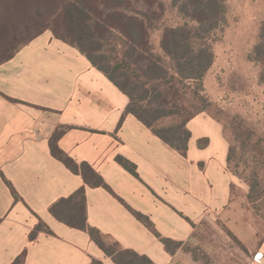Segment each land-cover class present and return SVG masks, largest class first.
Masks as SVG:
<instances>
[{
	"label": "crops",
	"instance_id": "obj_1",
	"mask_svg": "<svg viewBox=\"0 0 264 264\" xmlns=\"http://www.w3.org/2000/svg\"><path fill=\"white\" fill-rule=\"evenodd\" d=\"M128 103L78 50L48 31L0 65V264L24 250V264H114L86 232L48 212L82 187L87 225L153 264H170L172 254L128 208L146 216L161 238L181 244L204 217L216 215L254 250L251 264H264V237L258 240L254 227L240 223L247 209L231 202L234 175L220 124L206 114L193 116L182 156L126 114ZM60 128L58 147L88 163L109 190L86 186L52 157L49 139ZM117 157L132 163L137 176ZM39 221L51 234L38 232L30 241Z\"/></svg>",
	"mask_w": 264,
	"mask_h": 264
},
{
	"label": "trees",
	"instance_id": "obj_2",
	"mask_svg": "<svg viewBox=\"0 0 264 264\" xmlns=\"http://www.w3.org/2000/svg\"><path fill=\"white\" fill-rule=\"evenodd\" d=\"M171 6L187 23L181 26L160 24L163 6L155 0H0V65L49 31L55 39L78 50L128 97L126 114L134 116L162 142L184 156L190 137L186 125L193 116L165 130L155 129L154 125L160 118L174 114V111L165 109V99L162 100L164 92L157 88L173 86L176 78L181 82H195L204 77L213 61L208 35L222 26L225 10L224 0H172ZM155 31H161V55L154 53L151 44V34ZM261 39L262 44L256 50L264 47V24ZM118 52L121 53L119 59L115 57ZM118 71L125 79L123 84L116 79ZM169 71H172L171 74ZM138 90L141 93L135 95ZM63 132L62 128L57 129L49 139L52 157L70 172L79 175L86 186L109 190L102 177L88 163H77L58 147L57 142ZM233 151L229 147L227 155V168L232 173ZM116 161L137 176L132 163L122 157H117ZM244 181L249 187L247 200L251 203L259 184V175L251 171ZM10 189L14 199H17L13 188ZM128 210L155 234L167 252L173 254L171 246L176 248L181 245L161 238L146 216L130 208ZM48 212L67 227L86 232L114 264H153L146 256L132 250H114L102 242L99 231L87 225L83 187L56 201ZM38 232L51 234L39 221L30 232L29 240L33 241ZM25 256L24 250L11 264H24ZM90 264L103 263L92 260Z\"/></svg>",
	"mask_w": 264,
	"mask_h": 264
},
{
	"label": "rangeland",
	"instance_id": "obj_3",
	"mask_svg": "<svg viewBox=\"0 0 264 264\" xmlns=\"http://www.w3.org/2000/svg\"><path fill=\"white\" fill-rule=\"evenodd\" d=\"M155 1L163 6L160 24L187 23L171 6L172 0ZM224 10L222 26L208 35L213 61L204 77L195 82L176 78L172 87L157 88L164 92L165 109L174 114L160 118L154 128L165 130L196 114H206L220 124L228 146L234 150L230 169L236 174L227 168L234 175L232 205L247 209L240 223L254 227L259 240L264 237V47L256 48L262 44L264 0H224ZM160 36L161 31L151 34L157 55H161ZM120 54L115 57L119 59ZM115 76L125 83L120 71ZM140 93L138 90L135 95ZM251 171L258 173L259 184L250 203L244 178ZM101 240L107 247L118 249L110 239L101 236ZM171 248L174 252L170 264H251L254 253L216 215L204 217L188 241Z\"/></svg>",
	"mask_w": 264,
	"mask_h": 264
}]
</instances>
